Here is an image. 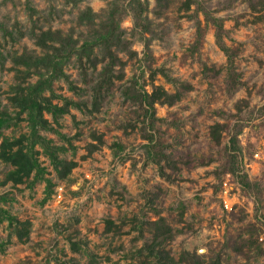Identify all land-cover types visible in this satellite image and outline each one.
I'll return each instance as SVG.
<instances>
[{
    "label": "rangeland",
    "instance_id": "rangeland-1",
    "mask_svg": "<svg viewBox=\"0 0 264 264\" xmlns=\"http://www.w3.org/2000/svg\"><path fill=\"white\" fill-rule=\"evenodd\" d=\"M257 15L245 0H0V145L29 134L11 98L48 75L36 66L53 49L43 51L35 34L70 37L80 50L114 30L112 50L124 64L114 67L122 79L108 84L103 46L88 52L92 62L86 54L81 63L77 54L63 61L65 77L51 85L59 96L54 103L79 105L57 118L45 113L56 131L41 135L67 147L58 156L78 164L61 179L35 147L53 184L49 196L34 173L22 184L6 182L14 168L0 159V207L31 222L22 243L0 215V264H142L138 251L162 219L171 228L164 248L177 262L185 257L178 264L194 256L264 264V22ZM212 20L222 23L223 43L236 53L242 85L235 91L228 89L227 57ZM180 83L192 89L173 106L156 104L154 117L135 99L159 86L174 93ZM216 123L225 124L218 144L210 135ZM235 131L239 151L230 153ZM94 135L104 144L83 159ZM147 135L166 145L177 164L178 171L165 166L171 179L147 161Z\"/></svg>",
    "mask_w": 264,
    "mask_h": 264
},
{
    "label": "trees",
    "instance_id": "trees-1",
    "mask_svg": "<svg viewBox=\"0 0 264 264\" xmlns=\"http://www.w3.org/2000/svg\"><path fill=\"white\" fill-rule=\"evenodd\" d=\"M245 1L248 2L249 7L254 13L259 14L256 16V20L264 22V0ZM189 8L190 3L187 4V9ZM212 22L216 28V42L227 57L226 69L229 76L227 81L228 89L230 91H235L242 85L240 75L236 73L235 69L236 53L232 48L223 43L224 30L222 23L219 20H212ZM59 35L60 34H56L50 30L42 32L39 35L35 34L37 45L40 46L43 51L53 49L52 54L47 53L45 58H38L39 61L36 66V71H38L39 68L48 69V75L40 78L35 84L21 88L20 91L16 92V95L11 98L14 105L19 109L17 119H22L21 115L23 114L26 115V118H23V120L28 122L29 134L21 135L17 139L5 138L0 145V159L14 168L8 173L5 181L13 182L15 185L22 184L34 173V181L41 179L46 183L45 193L47 196L51 194L53 184L50 178L45 177V168H43L38 161L37 155L39 152L35 151V147L39 145L45 154L49 156L55 172L61 179L69 177L72 170L78 164L76 161H66L58 156V153L60 151L67 150V147L54 146L52 141L47 140L41 135L42 131H56L50 121L45 117V113L51 114L53 117L57 118L58 116L67 114L71 105H79L66 98H62V104L54 103L53 99L59 98V96L53 92L51 85L55 80L60 79L62 76L65 77L62 71L63 61L71 59L73 55L77 54L78 61L81 63L83 55L86 54L88 61L92 62L90 60V53L93 51V48L96 46H103L105 53L104 56L108 58V61L103 68V79L105 78V82L108 84L113 83L114 79H122V75H120V77L115 76L114 67L117 65H124L120 58H118L112 50L113 44H111V40L115 37L114 30L92 43H85L80 50L76 49L70 37H61ZM25 65L29 66L28 63ZM26 79L27 78L23 79V81L27 82ZM103 79L101 84H99V87L103 85ZM191 89L192 86L190 84L180 83L176 88V91L174 93H170L165 88L159 86L155 87L151 93L146 91H143V93L139 92L135 99L146 107V112L149 116L154 117L156 104L173 106L183 98L184 93ZM46 90L51 91L49 96L44 94ZM130 93L131 87H127L123 93L125 99L130 97ZM97 95L98 91L96 96H94L95 110L98 109L99 104V98ZM78 108H80V106H78ZM224 128L225 124L223 123H216L211 127L210 135L211 139L215 143H220ZM238 134L239 131H235L230 138L229 146L227 147L230 153H238L237 151H239V149L236 148ZM93 138L97 142L88 144L86 148L87 154L86 156H83V159L91 156L104 144L102 136L94 135ZM63 139L67 142L69 147H74L71 141L72 138L64 136ZM146 139L147 143L144 144V147L147 152V161H150L158 166L159 173L162 177L171 179L170 174L165 172V166L168 165L174 171H178L179 168L171 154L167 152L166 145L156 140L155 135H147ZM232 158V161H229V165L233 167L232 171L235 173L236 169L239 168V163L237 161L238 157L235 155L232 156ZM239 181L241 183V176L239 177ZM242 183L245 184L244 182ZM0 215L4 220L8 221L9 226L12 228L13 234L17 237L18 241L25 243L29 239L31 232L30 221H20L17 217L10 215L1 207ZM155 225H157V227L152 235L151 242L145 244L138 251V253L144 257L142 264H178L179 262L186 261L184 260L185 257H182L177 262L171 256L170 252L164 248L163 244L166 239L164 235L166 233L168 234L171 228L165 224L163 219L160 222H156ZM4 245L5 243H0V249H3ZM71 247L73 251L79 250V246L75 242H71ZM191 261L192 262L190 264H222L219 256L211 259L209 262H205L204 260H201L200 257L194 256Z\"/></svg>",
    "mask_w": 264,
    "mask_h": 264
},
{
    "label": "built area",
    "instance_id": "built-area-1",
    "mask_svg": "<svg viewBox=\"0 0 264 264\" xmlns=\"http://www.w3.org/2000/svg\"><path fill=\"white\" fill-rule=\"evenodd\" d=\"M229 176H231V175H229ZM231 190H233V189H228V188H226L224 192H225V193L230 192V194H231ZM226 208H227V206H226Z\"/></svg>",
    "mask_w": 264,
    "mask_h": 264
}]
</instances>
